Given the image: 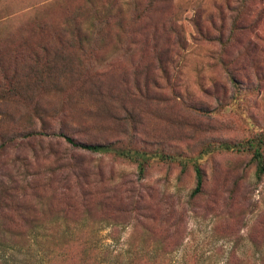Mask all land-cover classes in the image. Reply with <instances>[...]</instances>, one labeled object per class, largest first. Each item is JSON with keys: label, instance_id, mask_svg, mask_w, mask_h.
Wrapping results in <instances>:
<instances>
[{"label": "rangeland", "instance_id": "rangeland-1", "mask_svg": "<svg viewBox=\"0 0 264 264\" xmlns=\"http://www.w3.org/2000/svg\"><path fill=\"white\" fill-rule=\"evenodd\" d=\"M77 20L94 30L81 44L39 27ZM13 47L21 59L40 53L43 72L36 83L18 61L19 93L0 97V215L10 233L19 187L34 185L43 194L27 187V198L47 219L37 247L54 251L55 264H120L155 247L161 264H264V175L248 151L220 146L264 130V0H0L6 59ZM5 61L0 89L13 72H1ZM60 131L174 158L154 156L139 179L135 163L75 149ZM195 163L204 187L193 197ZM66 188L93 193L89 221L72 212L69 223L54 220ZM134 188L144 208L125 212ZM129 216L153 234L115 224ZM22 256L0 248L9 264Z\"/></svg>", "mask_w": 264, "mask_h": 264}, {"label": "trees", "instance_id": "trees-1", "mask_svg": "<svg viewBox=\"0 0 264 264\" xmlns=\"http://www.w3.org/2000/svg\"><path fill=\"white\" fill-rule=\"evenodd\" d=\"M77 18L78 16H75L73 17V20H76ZM39 27L42 28V31L49 32L55 38H68V41H77L80 44L82 43V41L90 39L91 36L94 34V30L92 29V27L86 26L83 22L78 20L75 22L74 27L71 28L69 26H61L53 30L52 26L48 25L47 22H41ZM40 47L41 50L47 55L49 52L48 47L46 45H40ZM7 50L10 55L6 59V53L2 50V48H0V59L2 61L6 60L5 62H7V65H1V72L5 73L8 70H11L13 72L11 75H4L5 84L7 83V85L9 86H5L0 89L1 98L6 97L7 95L17 96V94L19 93V88L17 86V78L21 75L18 71V66H16L18 64V61L21 62L22 59L23 61H26L25 64H27L28 67L26 75L39 76L36 83L39 82V79L42 76L43 72V70L38 68V65L43 60L40 53L39 55L38 52H34L31 55L24 53L23 58L21 59L22 52L19 50V48L13 47L12 49ZM29 60H34V62L29 63ZM52 63V61L47 62V67H51ZM54 134L64 138V140L75 149H80L87 152L108 153L135 163L137 165L139 179H143L145 177L150 160L154 156H160V158L166 160H172L174 158V156L170 154L152 153L141 147L118 145L117 142L97 143L81 141L63 131ZM220 146H223L225 149L230 150L237 149L240 151H248L252 155V160L256 164L257 177L261 178L264 175V130L248 138L247 140H243L241 142L224 141L220 144ZM181 164L183 165V167L186 166V163L183 161H181ZM194 167L196 171V187L192 191L193 197L199 195L203 191L204 187L203 169L198 163H195ZM27 187H29V185H23L22 187H19L20 191L14 203V207L18 217L13 220L15 230L12 233H10L8 229L9 222L7 223L5 219L2 220L3 217L0 215V248L16 247L18 252L23 253V256L18 257L17 259L18 264H55L57 254H55L54 251H50L49 249L46 250L45 248H43V245L42 250H39V248L37 247L39 243L41 244L40 241L44 237V235L42 236L40 234V231L37 228L44 224L47 219H45L43 216V213L45 211L42 214H39V207H37L35 204H32L31 202L33 201L27 198ZM29 188L34 191L32 193L33 196H38V193L40 195L43 194V190L36 192L34 185L30 186ZM0 189L1 195H3V192L7 191L6 188ZM133 192L134 195L131 197L128 207H124L122 209L125 212H139V210L144 208L141 203V200L143 199V194L138 191L137 188H134ZM60 196L63 198V202L57 209L58 214L56 215V217H54V220H60L57 221L59 224L69 223L67 222V218H69V213L72 212L74 214L79 213L82 215L78 223L89 221L87 217L88 213L96 207L97 203V200L92 192L79 190L74 193V195H72L70 189L66 188L61 192ZM7 207V203L0 201L1 212H4ZM24 213H28V215ZM142 216L145 217L146 215L142 214ZM149 218L150 220H153V217ZM148 223V221H144L140 217L129 216L128 218L124 219V221L116 222L115 224H124L125 227H128L130 225L135 227L138 225L143 229L145 235L153 234L154 230ZM39 235H41L42 237H39ZM67 236L70 235L66 233V237ZM142 240L144 241L145 238H143ZM10 244H13V246H11ZM170 245L171 244H169V246ZM155 248L158 251L151 250L149 252H145L144 248H139L136 251L129 253L130 257L128 258V260L120 264H161L160 256L164 253L160 252L159 247ZM46 256H48L47 259H45ZM262 257H264V253H262ZM62 259H65V257ZM71 260V258L68 259V261ZM0 264L9 263H7L6 260L0 257ZM72 264L97 263L90 262L89 260L83 258L81 259L80 263L72 262Z\"/></svg>", "mask_w": 264, "mask_h": 264}]
</instances>
